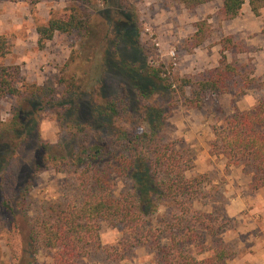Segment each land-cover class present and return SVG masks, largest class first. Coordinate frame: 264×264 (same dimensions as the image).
I'll use <instances>...</instances> for the list:
<instances>
[{"label": "rangeland", "instance_id": "rangeland-1", "mask_svg": "<svg viewBox=\"0 0 264 264\" xmlns=\"http://www.w3.org/2000/svg\"><path fill=\"white\" fill-rule=\"evenodd\" d=\"M72 4V0L37 4L0 0V35H6L12 45L11 54L0 63L20 66L27 83L56 95L75 85L84 123H91L95 102L109 98L119 99L121 114L115 121L126 128H131L147 105L160 109L163 116L170 113L155 136L192 155L194 167L187 171L188 177L204 175L194 202L198 213L190 224L202 235L206 248L191 238L180 245L202 261L222 242L232 253L224 264H264V187L252 190L251 173L234 165L226 170V157L212 148L214 127L223 126L225 118L238 110L253 109L264 96V8L256 16L245 0L236 18L223 20L218 14L221 0L195 7L182 0H84L81 8L90 15L88 32H56L39 48L36 27L46 24L51 14L68 15ZM202 19L210 23V38L188 52L185 42ZM121 20L129 21V26L122 28ZM225 36L244 45V51L226 54L230 62L254 69V85L242 96L231 91L209 98L200 109L171 106L169 91L150 75V68H160L163 76L172 78L198 76L218 65V41ZM135 80L155 85L157 90L144 100L133 88ZM39 106L40 100L14 96L0 101V264H27L26 259L51 264L54 250L40 246L35 231L42 221L79 201L82 194L74 173L55 170L52 161L73 145L71 126L59 112ZM18 110L25 113L19 121H32L31 129L17 126ZM31 180L34 184L25 194L23 189ZM110 180L115 194L131 189L127 178L112 176ZM3 201L12 207L2 205ZM180 214L175 200L164 199L146 222L159 233L157 238L152 236L139 246H133L128 228L104 223L100 249L91 251L81 264H162V251ZM32 240L38 248L34 255L27 254Z\"/></svg>", "mask_w": 264, "mask_h": 264}, {"label": "trees", "instance_id": "trees-1", "mask_svg": "<svg viewBox=\"0 0 264 264\" xmlns=\"http://www.w3.org/2000/svg\"><path fill=\"white\" fill-rule=\"evenodd\" d=\"M24 1L37 4L41 0ZM182 1L195 7L216 0ZM72 2L68 15L59 17L51 14L46 24L36 27L39 48H44L56 32L80 35L88 32L90 15L81 8L84 0ZM244 3L245 0H221L218 10L220 18H236ZM249 5L252 12L259 16L264 8V0H249ZM128 24L129 21H120L122 28H127ZM210 35L211 27L207 19L196 22V31L185 42L186 50L193 52ZM218 44L221 45L218 65L198 76L172 78L170 75L163 76L160 68H150V75L162 82L161 86L169 91L173 101L171 106L182 104L200 109L209 98L231 91L242 96L254 85L257 80L253 76L254 69L248 71L247 65L230 62L226 54L233 50L242 52L245 50L244 45L235 42L233 36L221 38ZM11 52L12 45L7 36L0 35V59ZM144 84L135 80L133 88L139 97L146 100L157 87ZM9 96L32 102L40 100L38 108L59 112L62 120L71 126L73 145L69 152L53 157L52 161L55 170L74 173L82 194L79 201L69 205L57 216L42 221L39 231H35L38 244L54 250L51 264H81L91 251L100 249V230L104 223L128 228L134 240L133 246L145 243L152 236L156 237V230L146 224L147 217L158 211L164 199L175 200L181 214L172 227L169 244L162 251V264H224L231 257L232 253L222 242L213 249L212 256L202 261L192 255L185 245L184 248L180 245L186 244L191 238L206 248L202 235L194 227L195 223L194 228L190 224L193 215L198 213L194 202L200 193L204 175L188 177L187 171L194 167L192 155L186 149L177 148L173 142L164 141L160 135L155 136L158 126L170 113L163 116L160 109L147 105L131 128H126L115 121L116 116L118 118L121 114L119 99L109 98L95 102L91 123H84L81 120L80 95H77L75 85L68 86L60 95H56L43 86L27 83L21 75L20 66L0 63V101ZM24 115L18 110L14 118L19 121ZM29 123L20 122L17 126L29 130ZM213 131L215 141L212 148L226 157L225 169L228 170L232 165L242 166L244 172L251 173L250 188H263L264 96L253 109L236 111L225 118L223 126H215ZM112 176L129 179L131 189L115 194L110 185ZM33 184L31 180L25 185V194L30 192ZM2 205L12 207L8 201H3ZM35 243L32 240V246ZM34 246L27 247V254L34 255L38 251ZM24 262L33 264L31 259Z\"/></svg>", "mask_w": 264, "mask_h": 264}]
</instances>
